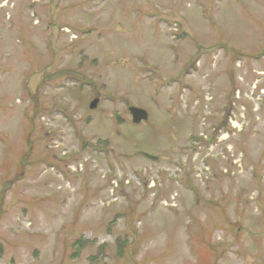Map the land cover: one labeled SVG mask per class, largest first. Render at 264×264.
<instances>
[{
  "label": "rangeland",
  "instance_id": "rangeland-1",
  "mask_svg": "<svg viewBox=\"0 0 264 264\" xmlns=\"http://www.w3.org/2000/svg\"><path fill=\"white\" fill-rule=\"evenodd\" d=\"M0 264H264V0H0Z\"/></svg>",
  "mask_w": 264,
  "mask_h": 264
},
{
  "label": "water",
  "instance_id": "water-1",
  "mask_svg": "<svg viewBox=\"0 0 264 264\" xmlns=\"http://www.w3.org/2000/svg\"><path fill=\"white\" fill-rule=\"evenodd\" d=\"M96 104H97V100H94L93 102H91L90 109H95L96 108ZM128 110H129V113H130V115L132 117V122L134 124H138L141 121L147 119V115L142 109L130 107ZM151 160H155V158H151Z\"/></svg>",
  "mask_w": 264,
  "mask_h": 264
},
{
  "label": "trees",
  "instance_id": "trees-1",
  "mask_svg": "<svg viewBox=\"0 0 264 264\" xmlns=\"http://www.w3.org/2000/svg\"><path fill=\"white\" fill-rule=\"evenodd\" d=\"M81 240V239H80ZM82 241V240H81ZM83 243H86L85 241H82Z\"/></svg>",
  "mask_w": 264,
  "mask_h": 264
}]
</instances>
